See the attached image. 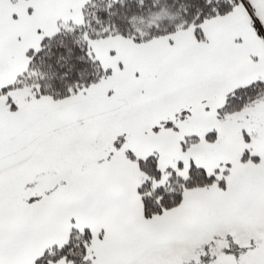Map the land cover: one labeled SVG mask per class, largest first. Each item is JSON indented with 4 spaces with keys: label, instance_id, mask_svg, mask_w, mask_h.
I'll return each mask as SVG.
<instances>
[{
    "label": "snow or ice",
    "instance_id": "1",
    "mask_svg": "<svg viewBox=\"0 0 264 264\" xmlns=\"http://www.w3.org/2000/svg\"><path fill=\"white\" fill-rule=\"evenodd\" d=\"M0 264H264V0H0Z\"/></svg>",
    "mask_w": 264,
    "mask_h": 264
}]
</instances>
